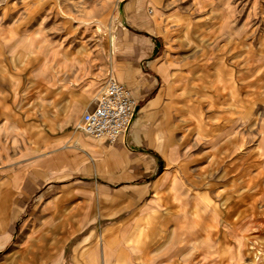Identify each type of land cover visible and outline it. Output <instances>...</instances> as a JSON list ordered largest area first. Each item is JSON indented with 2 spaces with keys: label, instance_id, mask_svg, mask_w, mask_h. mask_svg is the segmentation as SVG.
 I'll list each match as a JSON object with an SVG mask.
<instances>
[{
  "label": "rangeland",
  "instance_id": "obj_1",
  "mask_svg": "<svg viewBox=\"0 0 264 264\" xmlns=\"http://www.w3.org/2000/svg\"><path fill=\"white\" fill-rule=\"evenodd\" d=\"M110 77L159 102L153 192L44 207ZM5 167L53 187L0 212V264H264V0H0Z\"/></svg>",
  "mask_w": 264,
  "mask_h": 264
},
{
  "label": "crops",
  "instance_id": "obj_2",
  "mask_svg": "<svg viewBox=\"0 0 264 264\" xmlns=\"http://www.w3.org/2000/svg\"><path fill=\"white\" fill-rule=\"evenodd\" d=\"M151 86L149 79L141 78L140 87L135 89L136 96L142 95V91ZM158 103L155 96L151 97L145 105L146 109L141 108L137 112L128 133L116 142L100 139L95 145H91L88 140L75 139L74 144L71 145L73 149L67 152V156L71 158L67 163H71V166L67 165V171L73 172L69 183H66V188L50 194L48 200L45 199L44 207L49 205L50 208H54L59 203L82 204L90 201L96 192L97 195H103L111 190L110 188H113L112 192L116 199L120 197L122 200L124 197L125 201L133 204L140 202L148 193H152L153 188L149 179L155 174L154 151L151 136L141 120L145 113L151 111ZM78 126L81 127V124ZM16 172L18 171L15 168L1 169L0 212H9L11 205L16 212L25 211L36 195H38V198H35L38 205L42 206L39 196L44 198L43 194L50 192V188L53 187L42 190L41 177L36 178L33 175H23L18 182L11 183L10 175ZM115 203L120 208L123 205L119 200ZM8 220L9 218L7 222ZM9 226L10 222L5 228L9 229ZM5 234L7 232L4 231L0 234V240Z\"/></svg>",
  "mask_w": 264,
  "mask_h": 264
},
{
  "label": "built area",
  "instance_id": "obj_3",
  "mask_svg": "<svg viewBox=\"0 0 264 264\" xmlns=\"http://www.w3.org/2000/svg\"><path fill=\"white\" fill-rule=\"evenodd\" d=\"M138 105L131 88L110 77L103 85L95 106L83 115L81 129L95 138L116 142L130 130Z\"/></svg>",
  "mask_w": 264,
  "mask_h": 264
}]
</instances>
